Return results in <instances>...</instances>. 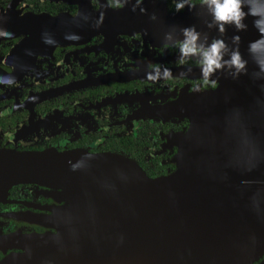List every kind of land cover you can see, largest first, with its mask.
<instances>
[{
    "label": "flooded vegetation",
    "instance_id": "obj_1",
    "mask_svg": "<svg viewBox=\"0 0 264 264\" xmlns=\"http://www.w3.org/2000/svg\"><path fill=\"white\" fill-rule=\"evenodd\" d=\"M241 11L221 31L212 0H0V151L109 153L171 173L191 103H236V85L264 78V5ZM49 196L28 182L0 195V260L53 245L63 220L39 217L62 201Z\"/></svg>",
    "mask_w": 264,
    "mask_h": 264
},
{
    "label": "water",
    "instance_id": "obj_2",
    "mask_svg": "<svg viewBox=\"0 0 264 264\" xmlns=\"http://www.w3.org/2000/svg\"><path fill=\"white\" fill-rule=\"evenodd\" d=\"M263 80L236 85V103L225 95L222 107L191 103L174 169L164 176L148 177L116 154L0 151L1 196L12 184L28 182L64 201L39 217L63 220L56 226L62 233L46 242L53 245L8 255L0 264L256 262L264 253ZM60 241L77 248L60 249Z\"/></svg>",
    "mask_w": 264,
    "mask_h": 264
},
{
    "label": "clouds",
    "instance_id": "obj_3",
    "mask_svg": "<svg viewBox=\"0 0 264 264\" xmlns=\"http://www.w3.org/2000/svg\"><path fill=\"white\" fill-rule=\"evenodd\" d=\"M215 5V18L216 21L222 22L220 30L223 31V24L229 22H236L237 27H240L239 21L244 15L241 11V0H212ZM255 14V13H253ZM193 39H195L193 37ZM224 47L222 42H214L211 51L205 54L206 61L209 66L217 65V60L219 59L220 49ZM185 51H193L185 47ZM239 62V56H233V63Z\"/></svg>",
    "mask_w": 264,
    "mask_h": 264
},
{
    "label": "trees",
    "instance_id": "obj_4",
    "mask_svg": "<svg viewBox=\"0 0 264 264\" xmlns=\"http://www.w3.org/2000/svg\"><path fill=\"white\" fill-rule=\"evenodd\" d=\"M41 186H42V185H41ZM49 197L52 198L54 202L62 201V205L64 204V201H63V200H56L53 196H49ZM53 205H54V206H58V205H56L55 203H53ZM51 211H52V210H51ZM51 211H49V213H47V214H50ZM259 261H263V263H264V253H263L262 256H261L256 262H254L253 264H258Z\"/></svg>",
    "mask_w": 264,
    "mask_h": 264
}]
</instances>
